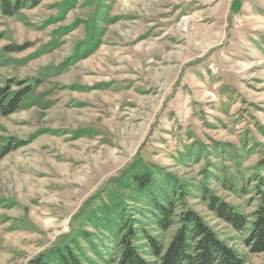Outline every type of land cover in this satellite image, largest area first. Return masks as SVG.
I'll return each mask as SVG.
<instances>
[{"label":"rangeland","instance_id":"1","mask_svg":"<svg viewBox=\"0 0 264 264\" xmlns=\"http://www.w3.org/2000/svg\"><path fill=\"white\" fill-rule=\"evenodd\" d=\"M8 84L31 92L0 114V264H61L60 249L111 264L126 222L157 263L143 233L167 248L184 210L244 264H264L245 242L264 208V0H40L0 13ZM146 174L175 199L168 230L135 179ZM205 190L247 218L243 231L209 211Z\"/></svg>","mask_w":264,"mask_h":264},{"label":"trees","instance_id":"2","mask_svg":"<svg viewBox=\"0 0 264 264\" xmlns=\"http://www.w3.org/2000/svg\"><path fill=\"white\" fill-rule=\"evenodd\" d=\"M39 2L40 0H0V13L12 16L27 6L38 5ZM30 92V86L13 94H11L9 84L0 88V114L9 116L15 113ZM135 179H138L141 190L149 192L148 196L156 211L157 227L161 230L170 229L175 223L177 210L175 199L167 193L155 194L151 191L153 184L149 175L136 176ZM172 190L175 195L176 188L173 187ZM204 192L209 211L234 229L238 231L245 229L247 218L242 213L217 196L210 194L208 190ZM255 215L251 234L245 242L252 252L260 253L264 252V208H260ZM126 223L124 233L118 242L119 258L111 264H244L243 258L231 252L226 244L207 227L203 219L192 210L182 211L179 228L167 248L158 238L146 232L143 233L150 251L149 255L158 260L157 263L149 262L135 246L136 230ZM55 256L61 264H82L79 257L71 250L66 252L61 249L57 250Z\"/></svg>","mask_w":264,"mask_h":264}]
</instances>
